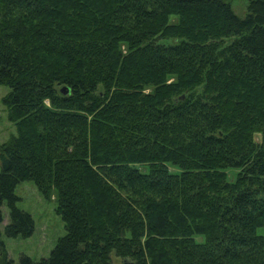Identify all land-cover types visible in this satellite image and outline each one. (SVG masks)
<instances>
[{"label":"trees","instance_id":"trees-1","mask_svg":"<svg viewBox=\"0 0 264 264\" xmlns=\"http://www.w3.org/2000/svg\"><path fill=\"white\" fill-rule=\"evenodd\" d=\"M247 1L241 19L225 0H0L18 129L0 264L4 204L7 237L35 231L28 181L66 234L17 264H264V0Z\"/></svg>","mask_w":264,"mask_h":264},{"label":"rangeland","instance_id":"rangeland-1","mask_svg":"<svg viewBox=\"0 0 264 264\" xmlns=\"http://www.w3.org/2000/svg\"><path fill=\"white\" fill-rule=\"evenodd\" d=\"M233 12L241 19L248 15L249 2L247 0H225ZM177 22L176 18L172 19ZM165 44L172 43L171 40L164 41ZM11 89L6 85H0V146L8 142L12 137L18 135L17 126L10 121V107L7 99ZM146 92H151L147 90ZM2 164L0 161V170ZM16 195L19 197L17 207L29 213L35 224V231L29 238L18 236L9 238L5 234V227L9 223V208L3 205L4 222L1 225L2 240L5 243L9 259L19 263L21 258L29 257L35 262L50 257L60 238L65 236V224L57 214L58 202L56 192L47 199L33 182H23L17 186ZM113 264H123L124 261L113 254Z\"/></svg>","mask_w":264,"mask_h":264}]
</instances>
